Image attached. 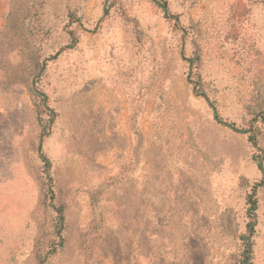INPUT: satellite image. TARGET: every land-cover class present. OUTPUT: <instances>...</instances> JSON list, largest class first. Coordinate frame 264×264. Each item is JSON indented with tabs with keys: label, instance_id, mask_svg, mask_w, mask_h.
Returning a JSON list of instances; mask_svg holds the SVG:
<instances>
[{
	"label": "rangeland",
	"instance_id": "374dc122",
	"mask_svg": "<svg viewBox=\"0 0 264 264\" xmlns=\"http://www.w3.org/2000/svg\"><path fill=\"white\" fill-rule=\"evenodd\" d=\"M11 21L46 100L0 33V264H239L253 187L264 264V0H0Z\"/></svg>",
	"mask_w": 264,
	"mask_h": 264
},
{
	"label": "trees",
	"instance_id": "16d2710c",
	"mask_svg": "<svg viewBox=\"0 0 264 264\" xmlns=\"http://www.w3.org/2000/svg\"><path fill=\"white\" fill-rule=\"evenodd\" d=\"M153 3L161 9L162 13L164 14L165 18H168L169 16V11L165 3L159 2V1H153ZM18 25H14L11 22L7 23L3 30L0 32L3 35L11 37L12 34V41L16 43L21 50L20 56L22 60V67L20 71V75L24 80H26V84L28 86V91L31 96V100H33V105L35 108H41L44 110L45 108V100H46V95H44L43 92L40 91L39 89V82L40 76L43 72V63L40 61V57L32 47L30 40L22 35L21 29L17 27ZM20 66V65H19ZM16 71V70H15ZM19 71V69L17 70ZM208 102V101H207ZM209 106H211V109L213 111V116L216 122L220 123L224 127H227L235 132L246 134L248 131L246 130H237L235 129L233 124L226 123L223 121L216 110L212 107L211 103L208 102ZM248 141L251 143L252 147L255 150L260 151L259 147L257 146V141L254 137V135H249L248 136ZM44 162L47 164V159L43 157ZM254 163L257 167V170L260 172L262 175V182L261 184L264 183V167H263V160L261 157H255ZM254 192H255V187L252 188V192L247 195L246 197V205H247V212H248V217L250 219V222L247 225V232L244 235H241V242H242V251L239 259V264H248L250 254H251V247H250V237L251 233L253 232L254 229V217H255V211H256V201L254 199ZM58 218L62 220V212H58Z\"/></svg>",
	"mask_w": 264,
	"mask_h": 264
}]
</instances>
